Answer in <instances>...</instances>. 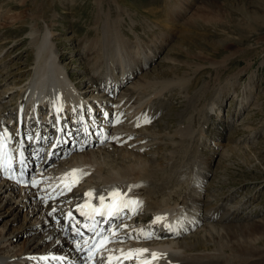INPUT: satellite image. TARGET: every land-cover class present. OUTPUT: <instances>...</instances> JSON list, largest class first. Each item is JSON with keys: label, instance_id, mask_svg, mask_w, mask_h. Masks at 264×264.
<instances>
[{"label": "rangeland", "instance_id": "obj_1", "mask_svg": "<svg viewBox=\"0 0 264 264\" xmlns=\"http://www.w3.org/2000/svg\"><path fill=\"white\" fill-rule=\"evenodd\" d=\"M45 36L80 88L88 77L106 86L145 68L132 80L139 84L137 110L128 127L150 145L139 156L117 147L116 159L111 149L101 177L133 162L148 185L139 194L148 196L149 208L189 200L187 208L202 207L204 200L209 209L228 200L230 210L217 206L221 215L234 212L227 224L206 221L182 240L200 252L217 250L227 264H264V0H0L2 111L16 108L18 93L8 91L31 77ZM129 78L118 90L131 85ZM93 89H85L89 98L99 95ZM234 97L233 107L248 106L235 128L213 141L210 117L225 124ZM121 116L130 123V114ZM201 158L209 159L203 169ZM196 170L211 174L202 197L193 190ZM241 212L248 218L239 220ZM8 218L0 221V236L18 232L24 220L7 225Z\"/></svg>", "mask_w": 264, "mask_h": 264}, {"label": "bare ground", "instance_id": "obj_2", "mask_svg": "<svg viewBox=\"0 0 264 264\" xmlns=\"http://www.w3.org/2000/svg\"><path fill=\"white\" fill-rule=\"evenodd\" d=\"M41 41L36 48L33 74L25 81V84L14 85L8 91L11 94L18 93L16 108L10 111L18 116L16 128L12 135L4 128L0 130L2 134L0 136L2 146L0 150V221L11 216L6 222L8 225L17 223L22 215L24 219L18 232L14 230L0 236V264H60L61 262L77 264L73 252L68 248L74 246L76 242H67L64 231V224L68 217L73 214H86L94 208L96 214H100L104 207L107 210L118 208L125 201L141 203V198H137L135 193L140 185L138 181L144 178L139 175L140 169L132 165L133 162L127 166L121 164L116 171L109 173L110 176L105 175L107 177H101L103 167L100 168V166L106 164L105 158L112 156L108 148L111 144H116L115 139L121 140L123 137L132 136L133 144L137 146L132 150L136 151L132 152L133 156H139V153H143L144 150H141L145 148L144 146L148 148L150 145L145 143L146 135L141 134V130L131 128L135 123L134 118L131 124L124 126L114 116L115 111L113 113L108 110L111 105L115 107L119 105L125 113H131L137 109L136 98L139 84L132 80L137 78L145 68L130 72L116 83H113V80V85L111 83L106 86L96 85L93 83L95 81L88 77L86 87L92 85L95 88L92 92L99 94L90 96L91 101H89L87 99L89 90L86 91V87L80 88L68 72L67 66L64 67L58 56H54L55 48L50 44L49 37L45 36ZM119 76L121 78V75ZM129 77H132L131 85L124 91L118 90L119 86L120 89L122 87L120 84L123 78L127 80L130 79ZM62 87H69V89ZM1 100L0 98V104ZM5 109L3 108L4 111H2L0 107V116L8 117L6 113L10 112ZM44 112H47L46 115H43ZM53 117L62 121H65L66 117L73 118L74 128L69 131L64 128V136L69 141L70 133L75 129L72 135L79 134L83 142L72 138L71 141L76 147L74 151L78 153L73 154L70 159L58 161L62 156H56V154H52L45 161V156L37 157L35 162L38 161V169L33 168L32 158L41 156L40 144L44 143L46 138L50 139L51 123L55 124L52 122ZM97 121L100 122V126L97 125ZM5 125L9 126L8 120L5 121ZM109 125L110 128L107 129ZM97 137L100 138L97 140ZM59 143L62 146L63 140ZM13 148L16 154H13ZM57 149V147L54 148V150ZM74 151L67 155H71ZM121 152L120 148H113L114 159ZM20 155H24L22 164L25 171L38 170L37 173L30 172L29 187L18 186L14 178L17 170L15 165ZM77 169L81 171H73ZM1 176L6 180L4 181ZM89 192L93 195H87ZM101 197H104L103 203L100 200ZM145 200L149 205V199L145 198ZM186 203H178L174 207L170 205L163 207V204L152 205V211L149 213L146 210L150 208L142 210L127 207V217L114 226L118 236L115 235L113 240L115 246L112 249L113 253H107L109 264H142V262L144 264H227L217 250L214 253L200 252L196 246H191L182 240L183 235L192 232L203 223V218L196 217L195 214L191 217L187 214L184 218L181 217L180 209ZM232 214L234 212L226 211V214L224 212L222 221H230ZM148 215H151L149 223L134 224V220L143 221ZM157 217L161 219L157 221ZM177 219L182 220L176 221ZM59 220L62 221L57 225ZM92 220V223L98 221L94 218ZM89 223L91 224V221ZM100 229L101 227L98 230ZM150 234L152 238H146ZM21 236L24 240L20 244ZM190 236L192 235L188 237ZM166 237L170 239L164 240ZM141 249H147V251H137ZM131 256L134 257L130 258Z\"/></svg>", "mask_w": 264, "mask_h": 264}, {"label": "snow or ice", "instance_id": "obj_3", "mask_svg": "<svg viewBox=\"0 0 264 264\" xmlns=\"http://www.w3.org/2000/svg\"><path fill=\"white\" fill-rule=\"evenodd\" d=\"M74 172H77V171H81V170H73ZM87 195H89V196H92L93 194L91 193V192H89ZM100 200H101V202L103 203V200H104V197H101L100 198ZM129 203H131V204H136V203H138V201H125V202H123L120 206L121 207H124V206H127ZM161 218H159V217H157L156 218V220L157 221H159ZM146 238H152V235L150 234V235H148ZM138 252H146L147 251V249H141V250H137ZM153 255H156V254H153Z\"/></svg>", "mask_w": 264, "mask_h": 264}]
</instances>
